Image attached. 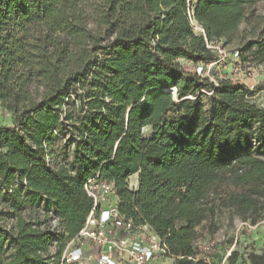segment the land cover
Instances as JSON below:
<instances>
[{
	"label": "trees",
	"instance_id": "16d2710c",
	"mask_svg": "<svg viewBox=\"0 0 264 264\" xmlns=\"http://www.w3.org/2000/svg\"><path fill=\"white\" fill-rule=\"evenodd\" d=\"M257 1L0 0V102L17 121L0 126V184L19 204L44 198L59 219L51 229L15 203L14 253L0 264H75L63 253L95 207L85 184L97 175L114 185L119 215L149 226L174 264L222 260L195 246L204 222L217 230L218 209L263 219L264 108L247 84L197 69L218 61L208 43L236 38ZM238 55L264 64V35ZM56 131L74 143L69 166L49 160ZM240 258L234 249L229 264ZM246 260L264 264V248Z\"/></svg>",
	"mask_w": 264,
	"mask_h": 264
},
{
	"label": "rangeland",
	"instance_id": "374dc122",
	"mask_svg": "<svg viewBox=\"0 0 264 264\" xmlns=\"http://www.w3.org/2000/svg\"><path fill=\"white\" fill-rule=\"evenodd\" d=\"M196 32H202L200 26L193 24ZM264 35V0H259L253 5L246 7L245 19L239 26L238 36L232 40L221 39L216 42L223 53H219L221 61L208 65L202 75L209 77L211 80L218 81L221 78H232L243 82L254 88L255 93L251 97V101L258 107L264 108V64L247 65L240 61L238 50L244 43L248 41H256ZM186 64V61H182ZM199 67H197L199 70ZM262 89H259V87ZM174 92L175 89L171 88ZM209 96V93H207ZM77 100L76 98H74ZM205 103L208 106L209 98L205 97ZM17 125L16 116L13 112L6 110L0 102V126L13 127ZM146 134H150V130H146ZM69 133L63 134L56 131L52 138L48 153L51 165L59 167L61 165L69 166L74 157L75 146L73 141L69 142ZM14 186L20 184L16 180ZM139 184V174H134L129 178V186L131 189H137ZM22 194H25L24 191ZM106 201L113 206L116 205V196L114 194L108 196ZM15 200L13 189L6 190L5 185L0 184V253L10 258L14 253L11 238V230L14 225V204H19L21 214L28 220L51 222V229L57 228L59 219L56 216V207L48 206L44 198H40L34 206ZM217 224L215 232L210 231V221H206L200 227L201 240L205 242H215L220 248L222 254H225L231 247L240 251V263L249 264L247 262L248 253L251 251L261 252L264 248V217L256 224L250 221H244L242 218L228 209L221 208L217 210L213 220ZM44 226V224H42ZM125 235V233H120ZM232 243V244H231ZM235 244V245H234ZM77 247H82L85 251L86 264H98L100 247L91 239L80 238L70 245L69 252ZM166 264H174L173 259L165 261Z\"/></svg>",
	"mask_w": 264,
	"mask_h": 264
},
{
	"label": "built area",
	"instance_id": "2783aa9c",
	"mask_svg": "<svg viewBox=\"0 0 264 264\" xmlns=\"http://www.w3.org/2000/svg\"><path fill=\"white\" fill-rule=\"evenodd\" d=\"M208 47L215 50L218 55L220 52L223 53L216 43H208ZM220 61L219 57L218 61L209 65ZM198 71L201 73L202 67H199ZM248 87L254 90L253 87ZM97 177L98 175L89 178L85 184L87 193L94 198L95 207L78 236L67 244L63 260L67 263L86 264L85 251L82 247L69 252L70 245L80 238L91 239L100 247L98 264H166V260L173 259L166 244L149 226H134L131 221H126L119 215L113 204L106 201L108 196L114 194V185L98 180ZM195 246L198 258L210 263L220 249L215 242H205L201 239ZM234 249L229 248L218 264H229V257Z\"/></svg>",
	"mask_w": 264,
	"mask_h": 264
}]
</instances>
